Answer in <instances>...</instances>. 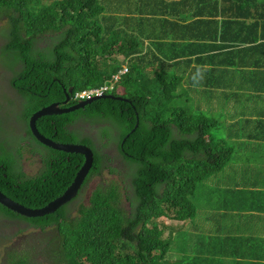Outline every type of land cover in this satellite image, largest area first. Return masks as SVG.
<instances>
[{
  "label": "trees",
  "instance_id": "trees-1",
  "mask_svg": "<svg viewBox=\"0 0 264 264\" xmlns=\"http://www.w3.org/2000/svg\"><path fill=\"white\" fill-rule=\"evenodd\" d=\"M123 1L127 6L115 11L128 20L129 8L139 14L143 36L150 44L144 37L137 41L124 18L106 15L104 0H52L51 3L0 0V12L5 11L9 17L5 31L8 43L4 49L14 65H21L13 82L23 99L20 114L29 135V138L18 136L14 152L0 141V190L20 204L39 208L59 197L84 162L80 154L52 149L33 137L30 117L48 104L64 101V88L73 87L76 91L101 85L110 74L120 70V64H114L117 61L111 58L113 55L124 56L133 68V73L120 82L123 98L131 102L99 99L69 114L42 116L37 121L40 133L47 138L64 144H85L94 150L95 163L89 180L105 169L107 156L102 149L108 143L101 144L83 134L81 128L83 124L93 127L111 120L119 132L118 149L128 170L121 172L111 167L109 172L117 174L122 182L98 185L91 193L89 204L78 206V210L77 206L70 209L66 204L44 217H23L0 204V219L57 230L58 264H207L206 255L216 251L207 247L211 239L200 236L203 224L195 222L180 235L179 246L186 248V254L178 252L179 261L177 250L172 247L177 234L173 224L195 216L197 210L192 198L198 188L202 187L211 197L221 182H225L223 173L225 176V167L235 147L222 143L223 140L250 136L251 127L246 124L240 129L234 126L240 122L226 126L225 116L214 106V96L221 90V79L226 87L232 88L227 77L239 73L235 62H228L234 56L222 55L220 59L219 52L230 44L256 42L258 35H237L233 31L236 28L244 31L243 21L250 18H253L252 27H264V1L226 0L222 10L214 12L222 20L211 15L206 21L197 19L188 23L171 16L166 21L171 12L181 7L175 0ZM167 22L175 28L165 33L162 44L160 34ZM202 23L209 27L199 26ZM50 31L60 33L61 43L54 44L50 36L51 45L44 51L37 49L38 39ZM262 77L260 83L252 86L261 97V102H257L261 114L251 112V102L232 103V117L256 115L255 119L246 120L264 124V74ZM229 93L234 102L242 100L243 92ZM185 96L190 97V103L188 100L184 103ZM192 98L201 100L203 112L215 118L203 112L197 114L199 111L192 109ZM252 129L256 137L264 135V130ZM0 131H3L1 127ZM109 138V130H103L102 139ZM33 146L45 163L36 181L21 168L24 150L29 151ZM126 183L132 186V197L123 188ZM124 196L131 203L128 210L123 206ZM236 196L225 190L219 193L217 202L235 205ZM235 209L242 211V202ZM161 218H169L170 226L159 223ZM248 218L257 220L258 216L249 214ZM246 242L237 252L227 254L238 257L243 264H264V237L247 238ZM257 244L261 246L258 248ZM255 250L263 257L253 263L251 256ZM171 253H175L174 259ZM5 262L34 264L13 253L8 254Z\"/></svg>",
  "mask_w": 264,
  "mask_h": 264
},
{
  "label": "crops",
  "instance_id": "crops-1",
  "mask_svg": "<svg viewBox=\"0 0 264 264\" xmlns=\"http://www.w3.org/2000/svg\"><path fill=\"white\" fill-rule=\"evenodd\" d=\"M108 8L107 15L111 17V8L114 7L113 3L119 4L123 2L125 6L127 4L123 0H104ZM241 1V0H239ZM264 1V0H261ZM172 2V1H171ZM176 3L181 5L180 9L171 12L168 16L178 17L184 20V23L195 22L197 19L204 21L211 19V15H214V19L222 20L221 15H215V11H221L226 0H175ZM220 4L216 7L217 4ZM201 15L200 18H197ZM188 20H185V18ZM257 20V19H254ZM203 21V22H204ZM253 18L243 21V28L234 33L237 35H258L260 38L255 37L254 43H237L230 44L227 49H222L220 59L222 55L234 56L231 57L228 62H235L236 68L239 70L237 76L233 74L227 77V82H232V88L226 87L223 79H221V90L214 96V106L220 112L222 116H225V123L227 127H231L233 123L240 122L237 126L241 128L243 124L247 127L250 126L251 130H248L249 135H245L244 138H234L229 141L223 140L227 145L236 147H244L245 150L239 152L237 157H232L228 165L225 167V182H221L218 189L213 193L211 197L207 195V201L210 206V211L206 213L205 223L207 225L217 226L218 236L212 239L211 243L220 246L221 253L226 257L227 264H232L240 260L231 254L238 251V248L246 242L247 238H263L264 229V135L256 137L254 135V129L260 128L264 130V124L258 121H248L246 118H256V115L242 117L241 114H237L235 117L231 116V112L234 109L232 103L241 105L251 102V112L261 114V109H258L257 102L261 100V97L257 93L258 91L252 87L253 84H258L263 79L264 74V27L254 28L252 27ZM199 25V24H198ZM201 27H209L205 23L200 24ZM239 29V28H238ZM240 30V29H239ZM235 68V67H234ZM236 70V69H235ZM244 84V85H243ZM239 90L242 93L241 101H235L229 92ZM226 91L227 93H225ZM261 94V93H260ZM261 102V101H260ZM230 131V130H229ZM246 131V133H248ZM235 133V129L233 131ZM236 153V149H235ZM243 158L241 159V156ZM228 190L230 193H235L237 203L234 205L232 202H217L219 199V193ZM242 202L243 210L239 211L235 208ZM218 203V204H215ZM248 214L246 218L242 215ZM249 214H256L257 220L248 218ZM170 223V222H169ZM260 235L258 236V234ZM252 240L250 242H254ZM261 245H256V247ZM259 248V247H258ZM263 257L260 251H252L251 260L253 263L259 262ZM242 261H238V264Z\"/></svg>",
  "mask_w": 264,
  "mask_h": 264
},
{
  "label": "rangeland",
  "instance_id": "rangeland-1",
  "mask_svg": "<svg viewBox=\"0 0 264 264\" xmlns=\"http://www.w3.org/2000/svg\"><path fill=\"white\" fill-rule=\"evenodd\" d=\"M52 1V0H51ZM49 0V3H51ZM119 23L121 26L124 25V22L119 18ZM6 22L0 21V127L3 130H13L17 134L22 137L27 136L26 128L22 121H19V109L18 104L15 99L11 100V105L8 97L6 96V89L9 88V79L13 75V71L8 66V60L5 55H3L1 48L2 44L6 42L5 37V29ZM52 35L53 41H57L59 36L57 33L49 34ZM139 41V38H136ZM140 42V41H139ZM143 44V43H142ZM51 45V39L49 36H45L40 39L36 43V48L44 51L48 46ZM143 46V45H141ZM116 57L118 62L123 61L122 56H113ZM132 64H130V68ZM185 100H188L190 103L189 96H185ZM192 109H195L197 114L203 112L202 109V101L198 98H192ZM200 106V109L198 108ZM204 115H208L210 117L215 118L210 113L203 112ZM85 125L81 128L83 134H88L93 137L94 140L101 139V136L98 131V125L91 127L89 124ZM27 143L29 140L26 141ZM108 143V144H107ZM101 144H107V147L102 149V152L107 156L104 161L105 169L103 170L101 175H96L91 178L86 187L80 194V198L78 200V204H87L89 201V197L92 191L101 184H108L111 182H119L121 183V179L117 174H111L109 169L114 167L119 171L123 172L128 170L127 166H124L123 159L118 151V145L115 140H102ZM236 153H234L233 157H237L239 152L245 150V148L236 147ZM30 151L34 150V146L31 147V150H24L25 160L22 161V165L24 167L25 172L31 176L32 173L35 172L37 167H34L39 159L32 157ZM37 154L39 152L36 151ZM243 158L242 155H240ZM226 176V175H225ZM224 173H223V177ZM123 188L125 192L128 193L130 197L133 195V189L131 184H124ZM194 204L196 206V214L191 219L186 221V225L183 223L175 222L173 224L175 232L177 234L173 238L172 247L177 250L176 260L179 261L180 254H186V248L179 246V237L181 234L185 232V230L191 226L193 223L200 221L203 224V229L201 230L200 236L203 238L214 239L218 236L217 226L207 225L205 223L206 213L210 211V206L207 201V193L204 192L202 187L197 189L195 196L193 197ZM130 201H128L125 196L123 197V206L125 209L130 208ZM72 207H70L71 209ZM170 226V225H167ZM183 228V229H182ZM264 228H262L263 230ZM260 233L258 234V236ZM264 237V233H263ZM60 239L58 237V231L48 227L45 230H41L39 228L30 227L25 223H13L10 221L0 219V264H7L5 262V258H7L8 254L13 253L20 255L21 257H25L29 262L34 264H58V254L60 252L59 249ZM172 244V243H171ZM264 247V244H262ZM209 249H213L216 253H209L206 255L205 259L207 264H225L226 257L223 253H221L220 246L214 245V243H210L207 245ZM180 254H179V253ZM171 257L175 258V253H171ZM193 257L187 262L189 263Z\"/></svg>",
  "mask_w": 264,
  "mask_h": 264
},
{
  "label": "clouds",
  "instance_id": "clouds-1",
  "mask_svg": "<svg viewBox=\"0 0 264 264\" xmlns=\"http://www.w3.org/2000/svg\"><path fill=\"white\" fill-rule=\"evenodd\" d=\"M100 3L102 4V1H100ZM113 5H114V7L113 8H111V12L113 13V14H116V15H118V16H120L119 15V13H117L115 10H117V9H119L120 7H125V5H123V6H120L119 4H116V3H113ZM106 9H107V12H106V15H107V13H108V8H107V6H106ZM127 15H128V17L130 18L129 20L127 19V18H124V17H121V18H124L125 20H127L128 21V23L131 25V33L134 35V37H136V38H140V37H142V39H143V27L141 26V23L140 22H138V19H137V16L139 15V14H137L136 12H132L131 10H130V8H129V11H128V13H127ZM201 17V15H198L197 16V18H200ZM169 19H171L169 16H167V18H166V21L167 20H169ZM0 21H5L6 22V26H7V24L9 23V17L5 14V11H3V12H0ZM145 27H147V24H145ZM175 28V25H170L168 22L167 23H165V27H164V30H162V32H161V36H160V42H162V44L165 42V40H166V37H165V33L167 32V31H169V30H171V29H174ZM6 29H7V27H6ZM6 29H5V31H6ZM49 34H54V33H57L56 31H50V32H48ZM138 33L140 34V36H138ZM47 34V33H46ZM46 35V36H52V35ZM60 33H58V35H59ZM5 37H6V41H7V36H6V34H5ZM57 38H59L57 41H53L54 42V44L55 43H61V40H60V36H57ZM40 39H42V38H40ZM40 39H38V40H40ZM158 39V38H157ZM37 40V41H38ZM144 40L148 43V44H150V42L147 40V39H145V37H144ZM36 41V42H37ZM7 43H8V41H7ZM7 43L5 42V43H3L2 44V48H1V51H2V53H3V55H5L6 57H7V60H8V66H9V68L13 71V75H12V77L9 79V88L8 89H6V96L8 97V99H9V101H10V105H11V100L12 99H15L16 101H17V104H18V109H19V118H18V122H17V125H18V123H19V121H22V117H23V115H21L20 114V112H21V104H22V102H23V99H22V97H21V95H20V91L15 87V84H14V82H13V79H14V77L21 71V65L20 64H17V65H14L13 64V61H12V57L10 56V54L6 51V49H4L5 48V45H7ZM143 43V42H142ZM141 43V44H142ZM113 56H116V55H113ZM111 57L112 59H115L116 61H117V63L115 62L114 64H120V70L119 71H116V72H114V73H112V74H110V77H108V78H106L105 79V81L101 84V85H99V86H95V87H91V88H83V89H79V90H76V91H74V88L73 87H70L68 90H65V88H64V92H65V100L64 101H57V102H53V103H51V104H48V105H46V106H44V107H42V108H40L38 111H36L35 113H37V112H39L40 110H42V109H44V108H47V107H49V106H51V105H54V104H57L58 105V107H59V109H67V108H69V107H72V106H74V105H77V104H79V103H81V102H84V101H90V100H93V99H95V98H98V97H101V96H104V95H109V96H113V98H115V99H119V100H123V101H127V102H131L129 99H126V98H123L124 96H123V94H124V88H122V87H120V82H121V80L123 79V77L124 76H126L127 74H129V73H133V68L131 67L130 68V62H129V60L128 61H126L125 60V58H124V56H122V55H117V56H122L123 57V61L122 62H118V60H117V58L116 57ZM58 83H60L59 81H57ZM96 90H100L101 91V93L100 94H94L90 99H87L86 97H85V93H87V92H92V91H96ZM190 98V97H189ZM102 99H111V98H102ZM99 100V99H98ZM183 101H184V103H186V100L183 98L182 99ZM93 101H95V100H93ZM92 101V102H93ZM91 102V103H92ZM90 103V104H91ZM88 105V104H87ZM0 109H2V108H0ZM74 112V111H73ZM34 113V114H35ZM69 113H71V112H68V113H62V114H52V115H45V116H53V115H63V114H69ZM33 114V115H34ZM32 115V116H33ZM32 116L30 117V119H29V129H30V131H31V128H30V121H31V118H32ZM38 121V120H37ZM37 121H36V125H37ZM110 124H111V120L109 121V123L108 124H106L105 122H100V123H97L96 125H98L99 127H98V131H99V134H100V136H101V139H97V140H99L100 142L102 141V140H109V141H112V140H115L116 142H117V145H118V140H117V136H118V130H116V126L114 125V124H111V127H110ZM137 125H138V123H137ZM94 127V126H93ZM137 127V126H136ZM38 128V127H37ZM105 129H108L109 130V134H110V138L109 139H102V133H103V130H105ZM39 130V129H38ZM27 132V131H26ZM40 132V131H39ZM31 133H32V131H31ZM42 134V133H41ZM32 135H33V133H32ZM111 135H112V138H111ZM18 136H19V134H17L16 132H14L13 130H3V131H0V141L1 142H3L5 145H6V147L9 149V150H12L13 152L15 151V145H16V141H17V139H18ZM90 136V135H89ZM33 137H35L34 135H33ZM24 138H29V135H28V133H27V136L26 137H24ZM36 138V137H35ZM222 143H225V142H222ZM68 144H72V143H68ZM73 144H79V143H73ZM83 145H85V144H83ZM45 146V145H44ZM88 146V145H87ZM221 146V145H220ZM90 147V146H89ZM91 148V147H90ZM92 149V148H91ZM93 150V149H92ZM59 151V150H58ZM94 151V150H93ZM118 151H119V149H118ZM32 152H34V151H30V154H31V156L32 157H35L36 159H39L38 157L40 156L39 154H37L36 152H34V153H32ZM67 153V152H66ZM120 153V152H119ZM81 155V154H80ZM121 155V154H120ZM234 155V154H233ZM83 156V155H82ZM24 158L22 159V161H24L25 160V156H23ZM84 157V156H83ZM122 157V156H121ZM233 157V156H232ZM84 162H85V157H84ZM84 162H83V164H84ZM94 163H95V152H94V162H93V166H92V168H91V170H90V172L92 171V169L94 168ZM83 164H82V166H83ZM44 165H45V163H44V161H43V166H42V168H41V171H42V169H43V167H44ZM81 166V167H82ZM81 167L79 168V170L81 169ZM21 168H22V171H23V173H25V175L26 176H28V177H30V179H32V180H37V178L38 177H40L41 176V174H42V172H40V175L39 176H37V177H35V178H32L31 176L33 175V173L31 174V176H29L26 172H25V170H24V167H23V165L21 164ZM78 170V171H79ZM78 171H77V173H78ZM90 172H89V174H90ZM77 173H76V175H77ZM89 174H88V176H89ZM76 175H75V177H76ZM88 176L86 177V179H85V181H84V183L82 184V186H81V188H80V190H79V192H78V194H77V196L75 197V198H73L71 201H69V202H67L66 204L67 205H70V207H75V206H77V210H78V206H80V205H88L89 204V202H90V197H89V201H88V203L87 204H78V200H79V198H80V194H81V192L83 191V189L86 187V185L88 184V182L91 180V178L92 177H94V176H92V177H90L89 178V180H88ZM75 177H74V179H75ZM74 179L72 180V182L70 183V185L73 183V181H74ZM34 184H36V182L34 183ZM69 185V186H70ZM68 186V187H69ZM68 187H67V189H68ZM66 189V190H67ZM65 190V191H66ZM1 191V190H0ZM64 191V192H65ZM2 192V191H1ZM93 192V191H92ZM5 194V193H4ZM6 195V194H5ZM7 196V195H6ZM61 196V195H60ZM59 196V197H60ZM91 196V195H90ZM8 197V196H7ZM10 198V197H9ZM58 198V197H57ZM12 199V198H11ZM56 199V198H55ZM54 199V200H55ZM193 199V198H192ZM13 200V199H12ZM14 201H16V200H14ZM53 201V200H52ZM17 202V201H16ZM194 202V201H193ZM19 203V202H18ZM66 204H64V205H66ZM47 205V204H46ZM45 205V206H46ZM63 205V206H64ZM194 205V208L196 209V206H195V204H193ZM4 206V205H3ZM62 206V207H63ZM44 207V206H43ZM7 208V207H6ZM30 208V207H29ZM39 208H42V207H39ZM71 208V209H72ZM32 209H37V208H32ZM60 209V208H59ZM58 209V210H59ZM10 210V209H9ZM57 210V211H58ZM197 210V209H196ZM12 211V210H11ZM13 212V211H12ZM74 213H76V212H74ZM49 215V214H48ZM22 216V215H21ZM46 216V215H45ZM23 217H25V216H23ZM44 217V216H43ZM28 218V217H27ZM37 218V217H36ZM191 219V218H190ZM189 220V219H188ZM187 220V221H188ZM158 222L159 223H162V224H165V225H170V220H169V218H161V219H159L158 220ZM22 223H25V224H27V225H30L28 222H22ZM183 224H185L186 225V221L183 223ZM183 229V228H182ZM42 230V229H41ZM238 261L240 262L241 260H237V262H233L232 264H238ZM225 264H227L228 263V261H226L225 260V262H224Z\"/></svg>",
  "mask_w": 264,
  "mask_h": 264
},
{
  "label": "water",
  "instance_id": "water-1",
  "mask_svg": "<svg viewBox=\"0 0 264 264\" xmlns=\"http://www.w3.org/2000/svg\"><path fill=\"white\" fill-rule=\"evenodd\" d=\"M102 98H113V96L104 95L93 100H98ZM93 100L84 101L67 109H59L57 104L51 105L47 108L40 110L39 112L35 113L30 121V128L33 135L36 139L41 142L43 145L50 147L55 150L67 152V153H77L81 154L85 157V162L81 169L78 171L73 183L68 187V189L58 198L49 202L46 206L42 208L32 209L26 207L11 198L7 197L3 192L0 191V204L4 205L8 209L12 210L13 212L28 217V218H36V217H43L48 214L55 213L59 208H61L64 204L71 201L75 198L84 183L86 177L88 176L94 162V151L87 145L83 144H64L58 143L53 141L50 138H47L43 134H41L37 128L36 121L45 115H52V114H62L73 112L84 108L87 104H90Z\"/></svg>",
  "mask_w": 264,
  "mask_h": 264
},
{
  "label": "flooded vegetation",
  "instance_id": "flooded-vegetation-1",
  "mask_svg": "<svg viewBox=\"0 0 264 264\" xmlns=\"http://www.w3.org/2000/svg\"><path fill=\"white\" fill-rule=\"evenodd\" d=\"M110 127H111V124H110ZM39 161L38 163L34 166V167H37V169L35 170V172L33 173V175L31 176L32 178H35L37 176L40 175V172H41V168L43 166V159L39 156Z\"/></svg>",
  "mask_w": 264,
  "mask_h": 264
},
{
  "label": "built area",
  "instance_id": "built-area-1",
  "mask_svg": "<svg viewBox=\"0 0 264 264\" xmlns=\"http://www.w3.org/2000/svg\"><path fill=\"white\" fill-rule=\"evenodd\" d=\"M100 93H101L100 90H96V91H92V92H87V93H85V97L87 99H90L94 94H100Z\"/></svg>",
  "mask_w": 264,
  "mask_h": 264
}]
</instances>
